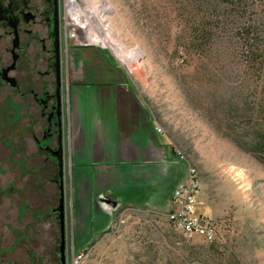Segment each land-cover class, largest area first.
I'll return each mask as SVG.
<instances>
[{
    "label": "rangeland",
    "instance_id": "rangeland-1",
    "mask_svg": "<svg viewBox=\"0 0 264 264\" xmlns=\"http://www.w3.org/2000/svg\"><path fill=\"white\" fill-rule=\"evenodd\" d=\"M86 1L100 0H77L80 5ZM105 1L110 8L104 30L117 33L136 60L130 64L105 46L136 98L164 131L156 135L155 159L127 158L124 194L101 192L99 199L113 221L77 248L70 219L71 172L64 164L66 264H264V162L244 147L248 117L255 120L252 101L259 84L258 69L246 62L236 41L244 40L245 29H238L235 16L223 14L217 1V18L226 21V29L200 40L205 47L196 50L188 21L208 6L205 0ZM243 10L249 18L262 16L256 37L263 46L264 8L249 2ZM91 64L99 68L102 62ZM101 84L93 86L116 85ZM98 105L93 104L92 111L97 120L104 118ZM100 106L106 116L110 109L105 99ZM119 107V127L135 123L132 110ZM147 112L137 122L150 131ZM53 162L51 183H45V220L31 222L29 237L20 245L8 246L11 237L1 236L0 264H61L56 158ZM189 167L198 182L197 210L218 223L220 237L212 242L200 235L186 238L166 217L172 207L171 187L185 180Z\"/></svg>",
    "mask_w": 264,
    "mask_h": 264
},
{
    "label": "crops",
    "instance_id": "crops-1",
    "mask_svg": "<svg viewBox=\"0 0 264 264\" xmlns=\"http://www.w3.org/2000/svg\"><path fill=\"white\" fill-rule=\"evenodd\" d=\"M65 52L70 119L64 129V157L71 172L70 219L77 248L113 221L99 199L101 192L111 191L118 197L124 194L127 158L155 159L158 153L156 135L161 133L156 131L157 122L136 98L125 72L106 46L71 41V47ZM93 61L102 62V65L95 68L91 64ZM88 63L91 65L89 68L86 67ZM101 83L116 85L107 89L93 86ZM102 99L109 105L105 107L110 109L106 116L100 106ZM97 101L98 112L104 117L99 120L92 114L93 104ZM119 106L132 110L130 113L133 112L135 123L124 122L123 127H119ZM143 111L151 121L150 131L137 122ZM15 117V113L12 114L10 127L17 126ZM24 121L31 125L27 117ZM13 142L20 143L15 138ZM24 143L25 148L21 150L17 146L12 148L8 162L5 159L4 166L0 168V185L4 190L0 200V241L1 236L11 237L8 246L24 243L29 237L31 222L45 220L46 184L51 183L49 176L53 175L55 165L52 156L37 148L30 133L25 134Z\"/></svg>",
    "mask_w": 264,
    "mask_h": 264
},
{
    "label": "flooded vegetation",
    "instance_id": "flooded-vegetation-1",
    "mask_svg": "<svg viewBox=\"0 0 264 264\" xmlns=\"http://www.w3.org/2000/svg\"><path fill=\"white\" fill-rule=\"evenodd\" d=\"M63 15L64 0H0V168L14 146L25 148L29 133L58 166L60 133L65 172L64 129L70 119L65 49L71 40L65 35ZM14 113L17 126L10 127ZM58 191L60 197L59 181ZM3 195L0 185V200Z\"/></svg>",
    "mask_w": 264,
    "mask_h": 264
},
{
    "label": "trees",
    "instance_id": "trees-1",
    "mask_svg": "<svg viewBox=\"0 0 264 264\" xmlns=\"http://www.w3.org/2000/svg\"><path fill=\"white\" fill-rule=\"evenodd\" d=\"M217 1L219 6L223 8L222 13L233 14L235 16V24L239 25L238 29L241 27L245 29V32H243L244 40L236 41L241 44L246 62L258 69L255 77L260 85L258 84L259 87L255 86V100L252 101V114L255 120L253 121L251 120L252 117H248L249 132H246L248 138L244 147L252 151L264 162V45L262 46L260 44L262 41L257 40L256 37L258 35L257 26L259 21H262V16L257 15L249 18V14H246L245 10H243L249 2L262 5L264 8V0H205V3L208 6H212V8L207 6L203 10L201 9L202 11H196L198 14H194L188 21L190 27L189 37H191L190 40H195L194 47L196 50H202L205 47L203 43H200V40H210L212 37L217 36V31L220 32L226 29V21L222 18V20L217 18ZM225 9L227 10L225 11ZM229 128H231V131H236L233 126H229ZM237 131L236 133L238 134Z\"/></svg>",
    "mask_w": 264,
    "mask_h": 264
},
{
    "label": "built area",
    "instance_id": "built-area-1",
    "mask_svg": "<svg viewBox=\"0 0 264 264\" xmlns=\"http://www.w3.org/2000/svg\"><path fill=\"white\" fill-rule=\"evenodd\" d=\"M72 10H74V8L69 6L67 0H64V30L66 37L75 39L77 44L104 45L99 42L89 41L81 32L72 27L70 21ZM155 129L158 133L164 131L163 128L159 127V123L156 124ZM197 191L198 182L196 172L193 170V167H189L185 180L174 186L172 190V207L166 212V215H174V222L171 223L178 228L186 238L200 235L204 240L212 242L220 237L218 223L212 216L197 210ZM121 218L122 215L119 216V220H122ZM78 257H80V254ZM75 261H78L77 257Z\"/></svg>",
    "mask_w": 264,
    "mask_h": 264
},
{
    "label": "bare ground",
    "instance_id": "bare-ground-1",
    "mask_svg": "<svg viewBox=\"0 0 264 264\" xmlns=\"http://www.w3.org/2000/svg\"><path fill=\"white\" fill-rule=\"evenodd\" d=\"M70 7H73L70 15L72 27L81 32L91 42H99L100 44H108L113 48L115 53L126 60L128 63L135 62V52L126 50L119 36L115 32L105 31V27H109L108 18L105 11L109 10L110 5L105 0L98 2H87L80 5L77 0H67ZM91 29L94 33H91ZM170 222H174V215H166Z\"/></svg>",
    "mask_w": 264,
    "mask_h": 264
},
{
    "label": "water",
    "instance_id": "water-1",
    "mask_svg": "<svg viewBox=\"0 0 264 264\" xmlns=\"http://www.w3.org/2000/svg\"><path fill=\"white\" fill-rule=\"evenodd\" d=\"M58 31L57 25L55 30V48H56V58H58ZM59 106V101H58ZM59 139V146L56 151V156L58 160L59 166V189H60V197H59V204L55 208L58 213V220L60 225V241H59V259L61 264H66V233H65V212H64V196H63V159H62V146L60 140V133L58 136Z\"/></svg>",
    "mask_w": 264,
    "mask_h": 264
}]
</instances>
